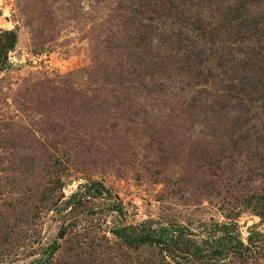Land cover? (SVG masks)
<instances>
[{"label": "rangeland", "instance_id": "obj_1", "mask_svg": "<svg viewBox=\"0 0 264 264\" xmlns=\"http://www.w3.org/2000/svg\"><path fill=\"white\" fill-rule=\"evenodd\" d=\"M139 1L148 0H0V29L16 33L0 56V264H188L158 246L130 247L111 230L169 221L200 242L203 224L234 212L243 244L254 234L233 264H264V217L240 204L264 193V78L244 103L219 105L234 78L252 81L240 66L252 57L232 51L221 69L212 60L216 78L201 83L166 70L158 56L169 52L153 46L157 57L139 64L138 82L129 73L138 62L121 60L128 49L117 55L138 26L210 27L208 8L190 0H171L179 7L167 17L160 0L161 19ZM252 9L264 23V0ZM221 33L206 46L199 35L177 37L212 57Z\"/></svg>", "mask_w": 264, "mask_h": 264}, {"label": "trees", "instance_id": "obj_2", "mask_svg": "<svg viewBox=\"0 0 264 264\" xmlns=\"http://www.w3.org/2000/svg\"><path fill=\"white\" fill-rule=\"evenodd\" d=\"M185 1L188 3L189 0ZM205 1H210L211 5ZM186 2L182 1L181 3L185 4ZM261 2L262 0H190L189 3L192 7L203 5L208 8V22H206V25L210 27H195V23H189L191 32H187L183 29L182 24L179 23L178 25L182 31L176 28L175 30L165 29L164 32L147 27L143 29L138 26V35L135 36V40L131 43H120L121 52L118 49L117 55H122L125 47L128 49V52L122 55L123 57L121 56V60H134L138 62L137 67L129 73H133L134 77H138L139 82L140 80H145L146 76L145 71L139 64L142 62L149 64V61H154L157 54L153 46L155 48H161L169 52L168 54H160L158 56V59L164 58L166 70H170L171 67L181 68L183 72L192 73L191 75L200 79L199 81L201 83H208L209 79L216 78L207 67V63H210L212 60L215 59L217 61H215L216 67L221 69L232 61L229 58L232 51L242 54L246 59H249L250 56L253 60H250V58V62L248 60L240 61V66L250 74L248 78L252 79V81L234 78L237 83L236 85L226 84L222 88V92L217 93V96L224 99L219 105H224L226 103L225 101L231 99L242 101L241 98H245V96L246 98H250L248 88L254 87L253 83L255 79L264 78V68H261L259 64H264V25L262 26L264 23L257 16L255 10L252 9L253 7L257 8ZM147 3L156 6V10L148 8L152 13H156L154 15L158 19H161V3L164 2H160V0H157V2L156 0H148L144 3L139 1L137 6L143 9L148 6ZM166 7L167 17L168 10H176L179 6L175 5L171 0H167ZM200 13L196 14H199L201 18ZM149 20L153 21L152 18H149ZM211 22H214L217 26H211ZM173 31H177L175 35L172 34ZM219 31L222 32V39L220 38L218 40V42L220 41V47L216 49L220 51L216 52L212 57L205 56L203 52L205 48L198 53L192 51L191 47L193 45L190 46L188 43L182 44L178 38L183 36V34L190 35V37L191 35H199L200 38L204 39L203 45L206 46L208 42L210 44H216L212 37ZM155 35L157 36V45L153 43ZM15 40L16 33L14 30L0 29V56L5 55L13 47ZM166 41H169V45L166 44ZM170 44L175 46L172 48ZM221 52L224 54L218 55ZM172 53L177 57V61L168 63L165 57L171 56ZM224 55L226 57L223 59ZM255 63L259 64L258 68L252 66ZM221 73L224 74L227 72L226 70H221ZM72 196H75V194ZM240 204L242 208H250L252 211H255L256 215L264 217V193H251L246 200L243 197ZM234 209L236 207L231 210L234 211ZM235 213L226 214V217L230 220L228 222H213L209 227H205V224H203L202 226L207 229L205 231L206 238L200 242H196L195 238L191 237L192 232H190L189 228L174 222H162L160 220L154 223L146 221L137 226H117L111 230V233L130 247L154 245L158 246L161 251L166 250L171 253L180 254L188 264H233L236 261L243 260L248 255V251H251L250 244L253 243L251 237L254 234L252 232L247 236L246 241L248 245L243 244L238 232V226L232 221L238 215ZM171 253L169 254L174 258L175 254Z\"/></svg>", "mask_w": 264, "mask_h": 264}]
</instances>
